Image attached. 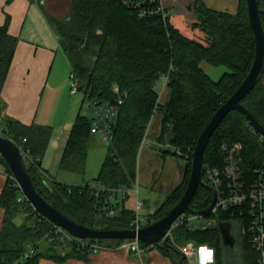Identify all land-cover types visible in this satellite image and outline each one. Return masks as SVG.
I'll list each match as a JSON object with an SVG mask.
<instances>
[{
    "label": "trees",
    "instance_id": "trees-1",
    "mask_svg": "<svg viewBox=\"0 0 264 264\" xmlns=\"http://www.w3.org/2000/svg\"><path fill=\"white\" fill-rule=\"evenodd\" d=\"M71 4L69 19L58 21V29L72 70L82 84L79 89L84 93L82 105L87 96L101 107L122 99L111 119L113 139L93 179L96 184H67L43 171L41 159L52 135L51 126L27 125L14 118H0V123L19 143L26 139L24 145L30 148L34 159L27 165L33 184L49 203L88 227L129 229L133 227L135 209L126 207L125 203L131 193L120 198L116 190L135 186L139 149L157 111L162 117L159 149L163 156L184 157L186 164L182 182L165 196L158 209L147 215V224L152 223L181 199L189 181L198 137L252 67L256 43L247 2L238 0L237 12H228L194 0L197 18L189 24L194 32L192 37L183 33L170 16L165 21L161 17L141 18L135 9L123 5L122 0H71ZM259 5L264 28V0H259ZM17 42L18 38L9 33L7 19L0 25V113L2 89ZM202 61L229 70L214 80L201 67ZM162 75H168L169 89V98L163 103L159 102L160 93L156 89ZM114 85L119 87L118 92ZM241 103L264 126V66L255 87ZM91 126L89 114L77 115L61 157V169L84 171L82 163L95 134ZM236 142L243 147L239 180L248 184L260 175L264 179V136L255 131L239 110H231L213 132L204 152L203 166L222 170L225 167L222 147ZM0 160L6 174V185L0 194V206L5 211L0 228V264H41L44 258L56 262L71 257L87 258L93 251V243L119 246L126 241L75 238L60 242L55 224L40 215L26 198L18 200L22 195L18 182L6 160L2 156ZM203 180L205 184L198 187L190 202L195 211L207 209L213 201L212 185L205 174ZM250 209L246 203L202 215L216 222L205 228L184 220L172 230L171 238L163 244L157 243L156 248L174 264H186L185 255L177 245L188 242L211 249L213 264H234L236 259L242 264H261V252L254 247L249 229ZM110 210L114 211L113 216H107ZM19 215H25L21 223L16 222ZM219 221L240 224V229L233 233L234 247L223 242ZM43 242L46 245L41 250ZM237 244L240 251L235 250ZM141 245L148 244L141 241Z\"/></svg>",
    "mask_w": 264,
    "mask_h": 264
},
{
    "label": "crops",
    "instance_id": "crops-1",
    "mask_svg": "<svg viewBox=\"0 0 264 264\" xmlns=\"http://www.w3.org/2000/svg\"><path fill=\"white\" fill-rule=\"evenodd\" d=\"M63 2L64 0H0V25L9 19V33L18 38L15 55L2 89L0 118H14L27 125L36 123L52 127L53 131L49 144L44 157L41 159V167L46 173H48L49 167L56 166L53 165L56 163V160L59 159L58 165H60L70 130L77 115L82 113L81 106L83 107V98L82 100L77 99L76 96V93L81 90H78L76 93L71 92L73 86L71 72L73 70L67 53L61 44L59 29H53L51 22L42 12V6H44V9L49 11L57 20L62 19L63 16L58 12L57 8ZM193 2L194 0H168L170 18L172 17L170 8L175 5V10L179 17L181 16L187 20L189 25L197 18ZM217 5L207 6L221 11L236 12L238 0H220ZM176 26L182 30L181 26ZM189 28L193 35L194 32L190 25ZM183 33L185 32L183 31ZM161 81L163 85L159 92V102L163 103L169 98V89L165 81ZM45 82L51 83L48 87L49 94L56 95L57 92H60L62 94L61 97L66 99V109L60 113L61 116L59 117L57 116V109L51 111L45 110L42 107L43 99L40 90L42 84ZM161 118L159 114L158 118L154 119L156 121L154 127H152L154 120L150 122L146 138L151 135L152 140L148 142L146 139L145 145L147 146L143 145L139 149V153L143 152L146 159L150 161V167H152L151 161H154L156 154L151 146L155 144V146L159 147L160 145L158 136L160 134ZM96 136L102 139L99 135L94 134L89 142V147L90 145L95 147L97 144ZM166 147L169 148V145ZM164 159L165 162L167 160L173 162L172 160H175V155L167 154L164 156ZM51 161H53V164ZM184 174L185 169L180 182L176 186L182 182ZM151 175V172L148 173L145 170L141 174L140 172L138 174L137 171L136 184H138L139 177V183L142 181L144 185H153L157 176ZM175 177H170L166 181L163 190H165V187L168 188L170 186V181H174ZM179 179L180 176H177V181ZM2 189L3 187L1 191ZM142 202L144 203L142 212L143 214L145 212V216L158 209L149 204L146 198ZM125 205L126 207H131L127 203ZM1 209L3 211H0V228L5 213L2 207ZM235 223L237 224V230L240 229V224L238 222ZM235 223L232 224L234 228ZM198 248L199 253L196 258L194 257L193 263L190 257L185 256L186 264H213V251L204 246ZM41 264H174V262L169 256L163 254L159 248L146 249L139 255L122 245L117 246L115 244L103 243L100 249L90 252L87 258L71 257L63 262L44 258L41 260Z\"/></svg>",
    "mask_w": 264,
    "mask_h": 264
},
{
    "label": "water",
    "instance_id": "water-1",
    "mask_svg": "<svg viewBox=\"0 0 264 264\" xmlns=\"http://www.w3.org/2000/svg\"><path fill=\"white\" fill-rule=\"evenodd\" d=\"M246 2L248 17L254 32L256 43L255 57L252 67L236 91L216 110L212 119L208 122L198 137L192 155V168L189 181L179 202L160 219L152 223L141 225L138 229H105L88 227L67 212L49 203L48 200L36 190L31 173L23 160L20 146L13 140L5 136H0V156H2L8 163L18 182L22 194L40 215L53 222L56 226L67 230L68 233L75 238L115 240L138 238L140 241L150 244L162 239L166 242L169 239L168 232L170 228L174 221L181 215L198 214L202 216L212 212L217 199L216 189L213 186H211L214 194L213 201L207 209L195 211L191 208L190 202L192 201L198 187L205 184L203 180L204 152L215 129L231 110H239L246 115L255 131L264 136V126L241 103V100L246 94L255 87L264 66V28L261 21L262 9L259 5V0H246ZM218 227L221 231L223 242L226 245L234 247L236 238L232 232V223L230 221H219ZM190 260L193 263L194 257H190Z\"/></svg>",
    "mask_w": 264,
    "mask_h": 264
},
{
    "label": "built area",
    "instance_id": "built-area-1",
    "mask_svg": "<svg viewBox=\"0 0 264 264\" xmlns=\"http://www.w3.org/2000/svg\"><path fill=\"white\" fill-rule=\"evenodd\" d=\"M168 0H122L123 5L129 8H133L137 11L139 17L141 18H152L161 17L164 21L169 16ZM71 78L73 80V86L71 89L72 93H76L80 89L79 80L75 72H71ZM168 75H162L161 80L166 81ZM114 90L118 92L119 87L114 85ZM122 103V99L119 98L116 104L99 106L90 97L85 98L84 107L87 109V114L92 117L91 131L99 135L104 142L107 144L112 143L113 134L111 119L116 115L119 104ZM147 133V132H146ZM0 136H5L13 140L17 145L20 146L22 151L23 160L26 165L34 162L32 155L30 153V148L24 145L26 139L22 143H19L14 139L13 135L8 133L7 127L0 123ZM146 134L142 141L141 146L146 143ZM242 144L236 142L232 145H223L222 151L225 156V167L220 170L218 168L204 167L205 176L207 182L213 185L216 189L217 199L212 212L217 210H228L234 207H241L246 203L251 206L250 217L251 221L249 224V229L253 233V243L254 247L261 252V264H264V179L260 175L254 182L246 184L245 181H240V161H241V151ZM16 179V178H15ZM90 183V182H89ZM120 198H124L127 193L135 192L138 193L137 185L131 189L121 187L116 190ZM25 198L22 194L19 196L18 200ZM135 218L132 221V228L138 229L143 222L142 210L144 209V203L139 199L136 200L135 206ZM114 211L110 210L107 212V216H113ZM187 216V217H186ZM201 215L198 214H183L178 219H176L168 232L169 238H171L172 230L183 223L184 220L188 222L205 228L213 224L211 219H201ZM56 226V225H55ZM57 235L60 242H65V240L75 239L72 235L68 233L67 230L62 227L56 226ZM244 230V229H243ZM53 239V237H52ZM77 239V238H76ZM81 242L84 244L83 240ZM157 243L163 244L164 239L150 243L143 247L141 241L138 238H133L124 241L121 245L127 249H131L136 254H141L146 249L156 248ZM102 245L98 243H93V251L100 249ZM177 248L186 257H197L199 253V248L195 246L192 242H188L183 245H177ZM30 251L32 249L30 248Z\"/></svg>",
    "mask_w": 264,
    "mask_h": 264
},
{
    "label": "rangeland",
    "instance_id": "rangeland-1",
    "mask_svg": "<svg viewBox=\"0 0 264 264\" xmlns=\"http://www.w3.org/2000/svg\"><path fill=\"white\" fill-rule=\"evenodd\" d=\"M199 1H202L209 6H218L217 3L220 0H199ZM71 5H72L71 0H64L63 4L57 8L58 12L63 16L62 19H58V20L49 11L44 9V6H42V12H43V14H45V16L51 22L53 29H58V24H60V23H58V21H66L69 19V16L71 15ZM170 13L172 15L171 21L175 25L181 26L182 30L185 32V34L192 37V34L190 32L191 30L189 28L187 20H185L181 16L179 17V15L177 14V12L175 10V5L170 8ZM60 41H61V43L64 44V40H62L61 36H60ZM201 67L214 80H218L224 72L229 70L227 67H225L223 65L215 66V65H212L206 61L201 62ZM50 84H51L50 82H47V83L45 82L42 84V88L40 90V92H42L41 96L43 99L42 107L45 110H51V111L57 109V111H58L57 116L59 117V116H61L60 113L64 112L66 109V105H67L66 99L61 97L62 94L60 92H57L56 95L49 94L48 93V87L50 86ZM162 85H163L162 81L158 80L156 83L157 91H159V92L161 91ZM76 96H77V99L82 100L83 92L78 91L76 93ZM81 111L84 114L87 113L86 107L81 106ZM154 115H153L151 121H153L154 119L156 120L159 116V113L156 112ZM89 116L91 117V115H89ZM155 120L152 124V127H154V124L156 122ZM96 138H97V144L95 145V147L94 146L92 147V145H90L87 157H86L84 163H82V165L84 167L83 172H71V171L61 169L60 165H58L59 164V159H58V160H56V163H54V164H53V161H51L52 164L56 165V166H51V168L49 167L48 168V174L51 177L55 178L56 180L63 182V183H67V184L77 185V184H83L85 182H92L93 185H95L96 183L93 180L95 177H93V176H97L96 174H98V170L100 168V165L102 164V162L106 156V151H107V146H108V144L106 142H104L102 139H100L98 136H96ZM151 140H152L151 135H149V137L147 136V141L150 142ZM145 146H147V145H145ZM151 147L156 152L154 161L153 160L151 161L152 167H150V161L146 159L143 152H140L139 157H138V163H137V171H138V174H139V172L141 174V172L143 170H145L148 173L151 172L152 173L151 176H153V174H154V176H157V177L154 180L155 183L153 185H150V186L144 185L142 181H140V183H139L140 179L138 177V184H136V185H137L139 192L138 193L131 192L130 198L126 201L127 205L131 206L133 208L135 206L137 199H139L142 202L144 198H146L148 203L151 204L154 208H159V206L163 202L165 196L169 192H171V190H173L174 187L180 182L182 175H183V172H184V169H185L186 159L184 157H180V156L175 155V160H172L173 162H170V160H167V162H165L164 156H161V155H163V152H161V150H159V147L155 146V144H153ZM4 170H5V167L0 162V192H1V188L4 186V183L6 180V174H5ZM174 176H176L175 177L176 179L173 178L174 181L173 180L170 181V186L168 188L165 187V190H163V186L165 185L166 181L170 177H174ZM177 176H180V179L178 181H177ZM89 177H91V178H89ZM0 211H3L1 209V206H0ZM142 214H143V212H142ZM143 217H144V219H143L142 224L145 225V224H147V221H148L147 216H145V212L143 214ZM24 218H25V215H19L16 218V222L21 223L24 220ZM201 219L204 220L205 218L202 217ZM215 223L216 222L213 219V225ZM235 228L237 230V224L236 223H235ZM235 228H233L234 234L236 233ZM171 235H172V233H171ZM45 245H46V242H43L40 246V249L42 250ZM235 250L240 251V245L237 244L235 247ZM234 264H242V263H241L240 259L239 260L236 259Z\"/></svg>",
    "mask_w": 264,
    "mask_h": 264
},
{
    "label": "bare ground",
    "instance_id": "bare-ground-1",
    "mask_svg": "<svg viewBox=\"0 0 264 264\" xmlns=\"http://www.w3.org/2000/svg\"><path fill=\"white\" fill-rule=\"evenodd\" d=\"M237 12V11H236ZM59 18V17H57ZM191 24V23H190ZM167 82V80L165 81V83ZM81 84V83H80ZM82 85V84H81ZM87 91V90H86ZM212 119V118H211ZM5 121V120H4ZM16 132V131H15ZM16 135V134H15ZM22 136V135H21ZM18 138V137H17ZM27 138V137H26ZM22 139V138H21ZM19 142V141H18ZM226 143V142H225ZM160 150V149H159ZM1 161V160H0ZM6 185V184H5Z\"/></svg>",
    "mask_w": 264,
    "mask_h": 264
}]
</instances>
